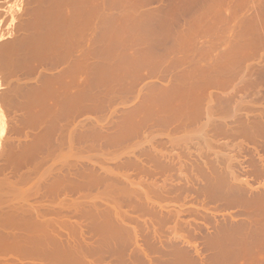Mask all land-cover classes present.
Instances as JSON below:
<instances>
[{
	"label": "rangeland",
	"instance_id": "1",
	"mask_svg": "<svg viewBox=\"0 0 264 264\" xmlns=\"http://www.w3.org/2000/svg\"><path fill=\"white\" fill-rule=\"evenodd\" d=\"M80 2L81 5H79ZM79 6L81 7L79 8ZM87 15L89 16V20ZM90 17H92V20ZM21 25L22 27L19 28ZM17 28L19 29L17 30ZM103 30H106V32H102ZM105 36L107 39H104ZM49 37L51 38L49 39ZM11 39L12 41H10ZM20 42L22 44H19ZM14 47L19 51L14 49ZM3 48L7 51L5 52ZM12 49L15 50V53H12ZM0 51L4 52H2L3 54L1 53L3 60L0 57V70L3 69L0 71V93L2 92L0 95V156L5 152L3 154L4 156L0 157V173H2V175L0 174V187L3 185L5 190H1L2 192H0L2 196L0 197L1 202L2 199L5 201V205L0 202L3 207L8 205L7 207L9 208V206L12 207L14 204L19 202L21 204L23 202V205L26 203L32 206L34 205L35 207L46 206L45 208H47L48 206L62 205L63 203H67L66 205H68L77 201L87 207L85 208L87 213H92L90 211L92 209L93 213L97 215L99 214L98 211H104L106 207L115 212L113 214L111 213L113 216L111 215L112 218L110 219L108 218L109 216H106L104 221L98 218L102 221H98L99 223L101 222L100 224L104 222L105 225L106 223V229L109 224V229L111 228L109 232L111 234H113L112 231L114 229L115 232L113 235H116L115 237L107 234L106 229L103 231L105 234L102 232L100 234L99 232L103 229H98L96 226L99 224L97 223L94 227L91 225L95 224L90 223L92 216H89L91 217L90 220L87 217V223L86 221H82L86 227V230L85 228L83 229V235L80 232L72 238L73 234H69L67 228L66 231L62 232L66 242L63 241L65 243L70 241V245L75 248H72V257H74V260L76 259V264L78 262L80 264H83V262L86 264H264V221H262L264 220V214L261 215L259 212L260 208H257L261 206V209L264 210V0H0ZM20 51L23 52L20 53ZM8 53H11V55ZM6 54L10 56L8 57L9 59L14 56L12 57L13 60L10 61L7 59ZM38 55L44 61L40 58L41 62L37 63L38 60L36 57H39ZM49 58H51V62ZM103 66H106L107 69L105 67L104 69ZM109 67L111 70L108 69ZM90 69L92 70L90 71ZM13 70L15 72L17 71V73ZM60 76H64L62 77V84L63 81H68L72 86L68 83L69 87L67 89L63 87L61 81L55 79V77ZM74 78L77 79L75 80ZM54 83L55 85H53ZM14 84V87L17 86L16 90H14ZM36 86L39 87L38 90ZM70 86L72 90H70ZM18 87H23L22 90L20 88L22 93ZM48 88L50 91L54 90V92L51 91L52 93L50 92V94ZM65 90L68 91V94L70 93L69 98L71 99L69 101L67 100L70 103L65 101L67 104L63 103V105L61 101L64 100L63 97H66ZM11 93L15 94L18 100L14 99L16 98L15 96L13 98V95H9ZM17 93L23 94L22 97L24 99L21 96L18 97L20 94ZM56 93V97L58 96L60 98L57 97L60 102L57 99H55L56 101L54 100L56 97L52 94ZM2 94L5 97L7 95L6 100L3 99ZM41 94H46L48 100L44 96L43 99L46 98V100L42 101ZM9 96H12L10 97L11 99H8ZM34 96H39L42 100H38V97V102ZM31 97H34L39 104L34 101V105V98L32 99ZM51 97H54L52 98L53 100ZM85 97H87V101ZM84 100L86 105L84 104ZM94 100L95 102H93ZM40 101H42L41 105ZM53 102H57L56 105ZM66 105L71 107L68 109H72V112L70 111L65 114L67 107L65 108L64 106ZM83 105L86 106L87 111ZM92 105L95 107L98 106L97 109ZM140 105L143 109H141ZM87 107L90 109L88 110ZM136 107L138 110L140 108V113L138 110L135 112ZM63 109H66L64 112L66 116L62 113L65 119L61 116V121L57 119L59 120L58 122L56 118H59L58 116ZM191 110L195 111L194 113H198L194 114ZM38 112L40 115L42 114V119L40 118L41 122H39V118H33ZM128 113L130 119L132 118L131 120L127 116ZM163 114L166 115L163 116ZM40 115L38 114V117ZM54 115L57 117L55 118ZM132 115L135 116L133 117ZM174 115L177 116L175 117ZM143 116L144 118L148 116V118L146 117L148 120L146 118V120L142 119L145 120L144 122L147 121V123L142 124V126L137 128H140V130L135 132L137 129H132V127H135V123L140 122L139 119L141 120ZM20 117L21 119H18ZM53 117L57 123H54ZM22 119H24V122H21ZM34 119L38 121L37 123L39 125L36 122L35 125L29 122ZM66 121L70 122L69 128L67 127L70 130V134L69 130H66L64 127ZM20 123L21 125L23 123V125L21 126ZM114 123H122L120 125L123 126L122 128L120 127L122 131L125 126L126 128L130 126L127 129L130 132L133 131L131 135L129 132L125 140H123V137L121 139L122 142L118 141L121 144L116 143V135L120 129H117V133V130H114L117 125L113 127L115 125ZM132 124L134 125L132 126ZM250 124L251 126L255 124L256 128L255 125L251 127ZM57 125L58 130L65 132L58 131ZM106 126L109 127L108 131ZM12 127H15V131ZM16 127L19 130L22 129L21 133L17 135L15 132L20 131H17L18 129ZM117 128H119V125ZM123 133L125 132H120L121 135L118 134V136L120 135L119 137H121ZM108 136L110 140H108ZM36 137L38 138L35 139ZM64 137L69 138L70 140H66L73 144L71 145L70 142L66 144L62 142L63 140L61 139H65ZM6 139H8L7 142ZM38 139H40V142ZM111 139L113 140L111 141ZM114 139L116 140L114 141ZM53 140L54 142H52ZM66 140L65 142H67ZM36 142L37 144H34ZM62 143L64 144L62 145ZM38 144L42 146H38ZM33 145H36V147ZM28 147H31V150ZM48 147L50 148L48 149ZM8 148L11 150V154ZM3 149L4 151H2ZM21 149L24 151V154H22ZM35 150L37 151L35 152ZM6 151L9 154H6L8 153ZM53 151L56 153H52ZM49 152L52 154L50 155ZM15 154L26 156H23L24 160L21 159L22 156L20 158L23 160L22 162L26 161L25 164L21 160H17L18 158L14 160L13 157ZM153 155L156 157L160 156L157 158L159 160L161 159V162L163 159V162L172 164L173 167L170 165L169 171L157 173V175L153 174L155 175L153 178L152 175L140 174L138 169L132 165L141 161L142 165L147 166L146 168L150 166L154 169L156 163H152V160L150 161V156ZM11 158L15 161V164L11 161ZM16 161H19V163ZM61 165L63 166L61 167ZM150 167L148 169L152 170ZM19 168L20 173L18 172ZM116 168H119V170ZM197 169L198 171H196ZM108 170L109 172L113 171L112 173L116 172L122 177V180L128 177L127 180L129 181L126 182L129 183L127 185H130L131 188H134L135 184L137 183L138 185L141 181L144 184L147 183L143 186L147 187L148 191L149 186H151L149 185L150 183L152 185L160 184L159 186L167 184L169 188H165V195H161L163 199L154 198L156 196L147 191L149 193H147L148 196L150 195L152 200L150 199L149 201L145 198L147 200H144L145 205L142 200L145 196L141 200L137 198V201L143 202H141V205L146 206L148 204L146 206L147 208L142 207L140 202L135 201L136 199L134 197L132 199L130 198L132 201L128 200L132 194L127 193V191L124 192V195L122 194L120 196L122 199L116 198L115 193L113 195L109 192L111 186H113L112 188L118 187L116 184L114 186V183L113 185L110 184V179L105 180L104 184L106 187L102 184L103 182L96 181L99 184L94 185L95 180L98 179L99 181L100 179L101 181L100 176H103V174L105 176ZM95 173H97V179ZM104 176L103 179L106 178ZM26 177L27 179H25ZM234 177H236V180ZM62 180L64 181L62 182ZM90 180L92 183H90ZM222 180L224 181L222 182ZM78 183L83 184L84 188L79 189V191L76 190L75 192L77 194L72 193L69 185L73 184L75 186ZM204 183L206 184L204 185ZM56 185H59L60 188L58 187L56 189ZM232 186L236 189L234 190ZM9 187H14L12 189L13 191ZM54 187L55 193H52L53 202L52 196L48 195L47 192ZM240 187L241 189H239ZM40 188L42 191H40ZM47 188H49V191H47ZM119 188L120 190L122 189L121 186ZM229 188H231L232 194ZM8 189L9 191H7ZM105 190H108V193L111 195L105 192ZM11 191L14 193H11ZM56 192L60 194L57 195ZM9 193L13 199L8 196ZM227 193L229 194L228 197L230 196L235 202L232 201L230 204L229 201L232 199L227 202L224 200L228 199L227 196L225 197ZM258 193L261 195L259 196ZM46 194L48 197H45V200L44 196ZM124 196V199L130 201L127 204L126 200L123 199ZM254 196L258 200H255L256 198ZM250 198L252 202L249 203ZM133 200L136 202L135 206L139 204L141 209L146 208V211L147 209L148 211L151 210L152 212L149 213H152V216L139 208H137L139 212L137 213L135 208L138 205L135 207ZM244 200L247 202L242 203ZM15 201L16 203H13ZM253 201L258 202V204ZM149 203L151 204L149 205ZM131 204L134 208H129ZM101 206L104 210L101 209ZM149 206L150 208H148ZM246 207L247 209L250 208V210L248 209L247 211ZM1 208L2 206H0V210ZM155 210L158 218L155 215ZM263 210H261L262 213L264 212ZM116 211L119 212H117V217L115 216ZM256 211L262 216L261 219L258 216L259 214H255ZM104 212L106 213V210ZM67 213L69 212L65 214ZM72 213H69V215ZM133 213L134 215H132ZM96 215L94 219L98 220ZM125 215L128 217V220L131 218L130 221L123 220L127 219ZM73 216L69 217L73 221H78L77 217L75 215ZM113 217L116 219L119 218L120 221ZM56 218L58 217L56 216ZM256 218L262 222H259ZM111 219L115 220L113 224L115 223L114 225L117 228L120 227L118 228L117 234H115L117 229L114 228L113 224H111L112 227L110 226V222L112 223L113 221ZM95 220L92 221L94 222ZM131 220L132 223H130ZM121 223L123 228L125 227V229H122L123 231L120 230L122 225L120 226L119 224ZM134 227H136V231ZM87 228H89V232ZM130 228H133V230L130 231ZM1 230H3L1 231L3 233L5 231L6 233L8 231L9 233L12 232V229L7 231V229L2 228ZM125 230H129L131 234H128L129 231L124 232ZM83 236L86 240L83 239ZM65 243L64 245H67ZM55 246L57 247L58 245ZM56 250H60L59 246ZM19 260H23V262L21 261L22 264L45 263V261L43 262L40 259L33 260L25 258Z\"/></svg>",
	"mask_w": 264,
	"mask_h": 264
},
{
	"label": "bare ground",
	"instance_id": "2",
	"mask_svg": "<svg viewBox=\"0 0 264 264\" xmlns=\"http://www.w3.org/2000/svg\"><path fill=\"white\" fill-rule=\"evenodd\" d=\"M74 1V0H73ZM79 1V0H78ZM76 3H77V1H76ZM75 3V4H76ZM82 3H84V2H82ZM79 4V3H78ZM79 5H81V2H80V4ZM84 5V4H83ZM78 6V5H77ZM75 7V6H74ZM81 6H79V8H80ZM73 8V7H72ZM78 8V9H79ZM74 9V8H73ZM77 10V9H76ZM78 12V11H77ZM84 12V11H83ZM2 13V12H1ZM39 13V12H38ZM79 13V12H78ZM81 13H82V10H81ZM88 13V12H87ZM74 14H76V13H74ZM39 15V14H38ZM41 15V14H40ZM89 15V14H88ZM87 15V16H88ZM78 16H80L79 14H78ZM42 17V16H41ZM94 17V16H93ZM107 17V16H106ZM40 18V17H39ZM73 18V17H72ZM82 18V17H81ZM87 18V17H86ZM91 18V20H92V17H90ZM21 19V18H20ZM23 19V18H22ZM108 19V18H107ZM17 20H19V19H17ZM88 20H89V16H88ZM126 20V19H125ZM60 21V20H59ZM79 21H81V20H79ZM84 21V20H83ZM83 21H82V23H83ZM14 22V21H13ZM20 22V21H19ZM24 22V21H23ZM41 22V21H40ZM75 22V21H74ZM73 22V23H74ZM77 22V21H76ZM88 22V21H87ZM115 22V21H114ZM122 22H123V20H122ZM15 23V22H14ZM60 23V22H59ZM67 23V22H66ZM90 23V22H89ZM111 23V22H110ZM24 24V23H23ZM112 24V23H111ZM123 24H125V23H123ZM39 25V24H38ZM75 25H77V24H75ZM80 25V24H79ZM88 25V24H87ZM24 26V25H23ZM49 26V25H48ZM51 26V25H50ZM69 26V25H68ZM72 26V25H71ZM70 26V27H71ZM91 26V25H90ZM101 26V25H100ZM127 26V25H126ZM20 27H22V25L21 26H19V28ZM45 27V26H44ZM61 27V26H60ZM59 27V28H60ZM77 27V26H76ZM87 27V26H86ZM19 28H17V30L19 29ZM24 28V27H23ZM22 28V29H23ZM82 28V27H81ZM100 28V27H99ZM115 28V27H114ZM126 28H128V27H126ZM21 29V30H22ZM56 29V28H55ZM62 29V28H61ZM70 29V28H69ZM76 29V28H75ZM102 29V28H101ZM112 29H113V27H112ZM51 31V30H50ZM61 31V30H60ZM66 31V30H65ZM64 31V32H65ZM106 32V30H103L102 32ZM111 31V30H110ZM123 31V30H122ZM19 32V31H18ZM39 32V31H38ZM55 32H57V31H55ZM54 32V33H55ZM63 32V31H62ZM119 32H120V30H119ZM241 32V31H240ZM43 33V32H42ZM47 33V32H46ZM52 33V32H51ZM66 33V32H65ZM65 33H63V34H65ZM71 33V32H70ZM101 33V32H100ZM58 34H59V32H58ZM61 34V33H60ZM84 34H86V33H84ZM192 34V33H191ZM241 34V33H240ZM240 34H238V35H240ZM19 35V34H18ZM62 35V34H61ZM83 35V34H82ZM100 35V34H99ZM118 35V34H117ZM116 35V36H117ZM43 36V35H42ZM50 36V35H49ZM51 36H52V34H51ZM107 36V35H106ZM105 36V38L104 39H107V37ZM21 37V36H20ZM23 37V36H22ZM48 37V36H47ZM68 37H70V36H68ZM67 37V38H68ZM96 37V36H95ZM24 38V37H23ZM51 37H49V39H50ZM54 38V37H53ZM101 38V37H100ZM124 38V37H123ZM63 39V38H62ZM94 39V38H93ZM96 39V38H95ZM98 39V38H97ZM16 40V39H15ZM25 40V39H24ZM68 40V39H67ZM66 40V41H67ZM121 40V39H120ZM248 40V39H247ZM7 41V40H6ZM10 41H12V39L10 40ZM19 41H20V39H19ZM22 41V40H21ZM100 41H102V40H100ZM107 41V40H106ZM237 41V40H236ZM13 42H14V40H13ZM16 42H17V40H16ZM15 42V43H16ZM74 42V41H73ZM77 42V41H76ZM82 42V41H81ZM246 42V41H245ZM252 42V41H251ZM8 43H10V42H8ZM37 43H38V41H37ZM64 43V42H63ZM75 43V42H74ZM91 43H93V42H91ZM94 43H95V41H94ZM104 43V42H103ZM126 43V42H125ZM132 43V42H131ZM239 43V42H238ZM255 43V42H254ZM2 44V43H1ZM17 44V43H16ZM19 44H22L21 42L19 43ZM18 44V45H19ZM25 44V43H24ZM23 44V45H24ZM36 44V43H35ZM39 44V43H38ZM96 44H98V43H96ZM105 44V43H104ZM111 44V43H110ZM251 44V43H250ZM101 45V44H100ZM124 45V44H123ZM233 45V44H232ZM241 45V44H240ZM8 46V45H7ZM11 46V45H10ZM25 46V45H24ZM30 46H32V45H30ZM111 46V45H110ZM9 47V46H8ZM8 47H7V49H8ZM12 47V46H11ZM42 47H43V45H42ZM57 47V46H56ZM63 47H65L64 45H63ZM73 47V46H72ZM120 47V46H119ZM133 47V46H132ZM131 47V48H132ZM28 48V47H27ZM39 48V47H38ZM70 48H71V46H70ZM90 48H91V46H90ZM99 48V47H98ZM4 49V48H3ZM2 49V50H3ZM11 49V48H10ZM14 49H16L15 47H14ZM14 49H12L13 50V52L12 53H15L14 51ZM29 49H31L30 47H29ZM67 49V48H66ZM66 49H65V51H66ZM117 49V48H116ZM240 49V48H239ZM243 49V48H242ZM5 50V52L7 51L6 49H4ZM16 50H18V49H16ZM48 50V49H47ZM52 50V49H51ZM71 50V49H70ZM93 50H95V49H93ZM97 50V49H96ZM100 50V49H99ZM108 50H110V49H108ZM112 50V49H111ZM124 50V49H123ZM19 51V50H18ZM38 51V50H37ZM89 51V50H88ZM98 51V50H97ZM96 51V52H97ZM102 51V50H101ZM101 51H100V53H101ZM3 52V51H2ZM1 51H0V57H1V55L4 53H2ZM9 52V51H8ZM11 52V51H10ZM21 52H23V51H20V53ZM27 52V51H26ZM56 52V51H55ZM84 52V51H83ZM2 53V54H1ZM19 53V52H18ZM17 53V54H18ZM32 53V52H31ZM34 53V52H33ZM48 53V52H47ZM53 53H54V51H53ZM91 53V52H90ZM95 53V52H94ZM104 53V52H103ZM102 53V54H103ZM9 54V53H8ZM56 54V53H55ZM61 54V53H60ZM67 54V53H66ZM71 54V53H70ZM92 54V53H91ZM97 54V53H96ZM231 54V53H230ZM246 54V53H245ZM7 55V54H6ZM9 55H11V53L9 54ZM14 55V54H13ZM16 55V54H15ZM26 55V54H25ZM25 55H23V56H25ZM37 55V54H36ZM44 56H46L45 54H43ZM53 55V54H52ZM57 55V54H56ZM92 55H94V54H92ZM114 55V54H113ZM19 56H21L20 54H19ZM27 56V55H26ZM25 56V57H26ZM39 56V55H38ZM86 56H87V54H86ZM85 56V57H86ZM91 56V55H90ZM229 56V55H228ZM248 56V55H247ZM8 57H10V56H8L7 55V59H9ZM12 57H14V56H12ZM10 58L9 60L11 61V60H13V58ZM52 57V56H51ZM61 57V56H60ZM65 57H66V55H65ZM81 57V56H80ZM96 57V56H95ZM99 57V56H98ZM101 57V56H100ZM106 57V56H105ZM3 58H5V57H3ZM17 58V57H16ZM20 58H22V57H20ZM37 58V60H38V62L37 63H40L41 62V56H39V57H36ZM39 58V59H38ZM41 58V59H40ZM54 58V57H53ZM89 58V57H88ZM23 59H24V57H23ZM74 59V58H73ZM84 59V58H83ZM1 60H3L2 59V57H1ZM8 60V61H9ZM16 60H18V59H16ZM43 60V59H42ZM49 60H50V62L52 61L51 60V58H49ZM62 60H64V59H62ZM87 60V59H86ZM112 60V59H111ZM114 60V59H113ZM6 61V60H5ZM4 61V62H5ZM7 61V62H8ZM9 61V62H10ZM32 61H33V59H32ZM44 61V60H43ZM47 61H48V59H47ZM78 61V60H77ZM6 62V63H7ZM9 62L7 63L8 65H9ZM13 62V61H12ZM15 62H17V61H15ZM20 62H21V60H20ZM26 62V61H25ZM85 62V61H84ZM109 62V61H108ZM3 63V62H2ZM6 63H5V65H6ZM43 63V62H42ZM41 63V64H42ZM72 63V62H71ZM139 63H141V62H139ZM237 63H238V61H237ZM240 63V62H239ZM23 64V63H22ZM28 64V63H27ZM32 64V63H31ZM56 64H57V62H56ZM55 64V65H56ZM61 64V63H60ZM59 64V65H60ZM67 64V63H66ZM73 64V63H72ZM75 64H76V62H75ZM79 64V63H78ZM2 66H3V64H1ZM4 65V66H5ZM17 65H18V63H17ZM24 65H25V63H24ZM29 65V64H28ZM39 65V64H38ZM85 65V64H84ZM83 65V66H84ZM96 65V64H95ZM104 65V64H103ZM106 65V64H105ZM110 65V64H109ZM20 67H21V65H19ZM33 66H34V64H33ZM76 66V65H75ZM100 66V65H99ZM102 66V65H101ZM17 67V66H16ZM26 67V66H25ZM39 67V66H38ZM51 67V66H50ZM93 67V66H92ZM106 68V66H103V68ZM115 67V66H114ZM10 68H11V66H10ZM13 69H16L15 67H12ZM24 68V67H23ZM31 68V67H30ZM37 68V67H36ZM69 68V67H68ZM102 68V69H103ZM104 68V69H105ZM2 69V68H1ZM38 69V68H37ZM41 69V68H40ZM95 70H96V68H94ZM93 69V70H94ZM101 69V70H102ZM107 69V68H106ZM108 69H110V67L108 68ZM113 69V68H112ZM3 70V69H2ZM2 70H0V71H2ZM8 70V69H7ZM66 70V69H65ZM88 70H89V68H88ZM92 69H90V71H91ZM99 70V69H98ZM111 70V69H110ZM109 70V71H110ZM14 72H15V70H13ZM74 71V70H73ZM84 71V70H83ZM103 71V70H102ZM21 72V71H20ZM20 72H18V73H20ZM31 72H32V70H31ZM31 72H30V74H31ZM36 72V71H35ZM69 72V71H68ZM67 72V73H68ZM93 72H95V71H93ZM96 72H98V71H96ZM5 73H6V71H5ZM4 73V74H5ZM11 73H12V71H11ZM15 73H17V71L15 72ZM66 73V74H67ZM88 73V72H87ZM92 73V72H91ZM7 74V73H6ZM10 74V73H9ZM22 74V73H21ZM34 74V73H33ZM43 74V73H42ZM69 74V73H68ZM72 74V73H71ZM76 74V73H75ZM96 74V73H95ZM94 74V75H95ZM8 75V74H7ZM89 75H92V74H89ZM12 76H14V75H12ZM48 76V75H47ZM65 76V75H64ZM64 76H60V77H55V79H57V81H58V79L61 81V85L63 86V87H65L66 89L69 87V84H70V82H68V81H63V84H62V77H64ZM101 76V75H100ZM68 77V76H67ZM76 77V76H75ZM99 77V76H98ZM21 78V77H20ZM44 78V77H43ZM48 78V77H47ZM68 78H70V77H68ZM94 78V77H93ZM101 78V77H100ZM11 79V78H10ZM55 79H53V80H55ZM75 79V78H74ZM77 79V78H76ZM75 79V80H76ZM216 79H218V78H216ZM8 80V79H7ZM52 80V79H51ZM75 80H74V82H75ZM79 80V79H78ZM90 80V79H89ZM95 80V79H94ZM38 82H39V80H37ZM47 81V80H46ZM56 81V80H55ZM59 81V82H60ZM227 81V80H226ZM18 82H20L19 80H18ZM49 82H52V81H49ZM58 82V83H59ZM215 82H217V81H215ZM44 83V82H43ZM69 83V84H68ZM93 83V82H92ZM197 83V82H196ZM229 83V82H228ZM24 84V83H23ZM51 84V83H50ZM88 84V83H87ZM210 84V83H209ZM220 84H222V83H220ZM226 84H227V82H226ZM3 86H5L4 84H2ZM8 85V84H7ZM25 85H27V84H25ZM48 85V84H47ZM53 85H55V83L53 84ZM60 85V86H61ZM71 85V84H70ZM85 85V84H84ZM134 85V84H133ZM223 85V84H222ZM15 86V84L13 85V87ZM20 86H21V84H20ZM59 86V87H60ZM72 86V85H71ZM70 86V87H71ZM89 86V85H88ZM48 87V86H47ZM52 88H53V86H51ZM56 87V86H55ZM83 87V86H82ZM175 87V86H174ZM16 88H17V86L16 87H14V90H16ZM19 88V90H20V88H21V90H22V88L23 87H18ZM31 88V87H30ZM32 88H34V87H32ZM38 88L39 87H37L36 86V89L38 90ZM41 88V87H40ZM73 88H74V86H73ZM80 88V87H79ZM6 90H7V88H6ZM9 90H10V88H9ZM14 90H13V92H14ZM18 90V91H19ZM20 90V91H21ZM26 90H27V88H26ZM25 90V91H26ZM48 90H49V88H48ZM63 90H64V88H63ZM70 90H72V87L70 88ZM69 90V91H70ZM127 90H128V88H127ZM166 90H167V88H166ZM45 91H47V90H45ZM52 92H54V90H51ZM50 90H49V93L51 92ZM66 91V90H65ZM107 91H110V90H107ZM4 92V91H3ZM8 92V91H7ZM17 92V91H16ZM16 92H15V94H16ZM51 92V93H52ZM58 92V91H57ZM85 92V91H84ZM86 92H87V88H86ZM128 92V91H127ZM2 93V92H1ZM1 93H0V95H1ZM5 94H6V92H4ZM21 93H22V91H21ZM31 93V92H30ZM48 93V92H47ZM49 93H48V95H49ZM50 93V94H51ZM59 93H60V91H59ZM58 93V95L60 96V94ZM62 93V92H61ZM65 93V92H64ZM72 93V92H71ZM90 93V92H89ZM88 93V94H89ZM193 93V92H192ZM15 94H13V93H11V94H9V95H13V98H14V96L16 97V95ZM17 94H20V93H17ZM32 94V93H31ZM38 95H40L39 93H37ZM70 94V93H69ZM68 94V91H66V93H65V95H66V97H63V101H61L62 102V104L63 103H66L67 102V100L69 101V99H71V98H69V95ZM87 94V93H86ZM91 94V93H90ZM7 95H8V93H7ZM7 95H6V97H5V95L3 96V94H2V96L4 97L3 99H5L6 100V98H7ZM22 95L23 94H20L18 97H22ZM35 95H36V92H35ZM54 97H56V95H57V93L56 94H52ZM64 95V96H65ZM78 95H80V94H78ZM196 95V94H195ZM41 98L43 99V97L45 96L46 97V94L45 95H42L41 94ZM90 96V95H89ZM10 97H12V96H9V98L8 99H11ZM27 98H28V96H26ZM34 97H36V96H34ZM34 97H31L32 99L34 98ZM39 96H37L36 97V100H37V98H38ZM54 97H51V99L52 98H54ZM58 97V96H57ZM57 97L56 98H54V100L55 99H57ZM61 97H62V94H61ZM72 97V96H71ZM83 97V96H82ZM92 97V96H91ZM110 97V96H109ZM205 97V96H204ZM1 98V97H0ZM23 99H24V97H22ZM30 98V97H29ZM40 97L38 98V100H42ZM47 98V100H48V96L46 97ZM46 98L45 99H43L42 101H44V100H46ZM59 98V97H58ZM73 98V97H72ZM77 99H78V97H76ZM75 98V99H76ZM89 98V97H88ZM200 98V97H199ZM208 98V97H207ZM14 99H16V100H18V98L16 97V98H14ZM60 99V98H59ZM59 99H57V100H59ZM87 99V97H85V100ZM107 99V98H106ZM114 99V98H113ZM150 99V98H149ZM198 99V98H197ZM2 100V99H1ZM35 100V98L33 99V102L34 101H36ZM37 100V101H38ZM49 100H50V98H49ZM53 100V99H52ZM51 100V101H52ZM80 100V99H79ZM83 100V99H82ZM85 100H84V102H85ZM199 100V99H198ZM197 100V101H198ZM204 100V99H203ZM230 100V99H229ZM12 101H13V99H12ZM15 101V100H14ZM21 101V100H20ZM19 101V102H20ZM28 101V100H27ZM30 101V100H29ZM36 101V102H37ZM42 101H40V105H41V102ZM56 101V100H55ZM66 101V102H65ZM76 101V100H75ZM87 101V100H86ZM112 101V100H111ZM144 101V100H143ZM202 101V100H201ZM3 102V101H2ZM1 102V103H2ZM15 102H17V101H15ZM18 102V103H19ZM26 102V101H25ZM39 102V101H38ZM37 102V103H38ZM59 102H60V100H59ZM83 102V103H84ZM93 102H95V100L93 101ZM98 102V101H97ZM108 102V101H107ZM230 102V101H229ZM7 103H8V101H7ZM12 103V102H11ZM14 103V102H13ZM17 103V104H18ZM37 103H36V105H37ZM54 103V102H53ZM57 103V102H56ZM56 103H54L55 105H56ZM67 103H70V102H67ZM66 103V104H67ZM80 103H82V102H80ZM110 103V102H109ZM141 103V102H140ZM219 103V102H218ZM3 104V103H2ZM16 104V105H17ZM22 104V103H21ZM39 104V103H38ZM61 104V105H62ZM85 105H86V102L84 103ZM95 104V103H94ZM98 104H99V102H98ZM143 104V103H142ZM141 104V105H142ZM193 104V103H192ZM5 105H6V103H5ZM34 105H35V102H34ZM60 105V106H61ZM64 105V104H63ZM62 105V106H63ZM79 106H80V104H78ZM140 105V106H141ZM153 105V104H152ZM196 105V104H195ZM223 105H225V104H223ZM19 106H21V105H19ZM43 106V105H42ZM48 106V105H47ZM69 105H66V106H64L66 109H63L62 111H61V114H59V118H56L57 116H55L54 115V117L56 118V120L57 119H59L60 121H61V116H63V114H64V112H65V110H66V112H65V114L66 113H68V112H70L72 109H68V108H71V107H68ZM84 106V105H83ZM93 106V105H92ZM143 106H144V104H143ZM15 107V106H14ZM63 107V108H64ZM81 107H82V105H81ZM85 107V110H86V106H84ZM83 107V108H84ZM93 107H95V106H93ZM97 107L98 106H96L95 108L97 109ZM139 107V106H138ZM188 107V106H187ZM189 107H191L190 105H189ZM4 108V107H3ZM7 108V107H6ZM9 108V107H8ZM22 108H23V106H22ZM32 108V107H31ZM36 108H37V106H36ZM83 108H82V110H83ZM90 108H92L91 106H90ZM89 108V109H90ZM94 108V109H95ZM146 108H147V106H146ZM186 108V107H185ZM184 108V109H185ZM192 108V107H191ZM202 108V107H201ZM211 109H212V107H210ZM10 109V108H9ZM19 109V108H18ZM48 109V108H47ZM79 109V108H78ZM87 109H88V107H87ZM88 109V110H89ZM99 109V108H98ZM131 109V108H130ZM136 109V110H135ZM134 110H135V112H137V110H138V108L136 107ZM141 109H143L142 108V106H141ZM145 109V108H144ZM162 109V108H161ZM164 109V108H163ZM193 109H194V107H193ZM192 109V110H193ZM197 109H198V105H197ZM196 109V110H197ZM20 110H21V108H20ZM42 110V109H41ZM61 110V109H60ZM59 110V111H60ZM147 110V109H146ZM149 110V109H148ZM151 110H153V109H151ZM150 110V111H151ZM165 110V109H164ZM191 110V111H192ZM221 110H222V108H221ZM9 111V110H8ZM7 111V112H8ZM13 111V110H12ZM17 111V110H16ZM29 111V110H28ZM31 111V110H30ZM54 111H56V110H54ZM87 111V110H86ZM96 111V110H95ZM100 111V110H99ZM140 108H139V110H138V112L140 113ZM155 111V110H154ZM166 111V110H165ZM170 111V110H169ZM201 111V110H200ZM33 112V111H32ZM72 112V111H71ZM74 112H76V111H74ZM93 112H94V110H93ZM131 112H132V110H131ZM134 112V111H133ZM134 112V113H135ZM147 112V111H146ZM161 112V111H160ZM180 112V111H179ZM193 113L195 112V111H192ZM210 112V111H209ZM11 113V112H10ZM24 113V112H23ZM51 113V112H50ZM56 113H57V111H56ZM55 113V114H56ZM63 113V114H62ZM83 113V112H82ZM125 113V112H124ZM123 113V114H124ZM164 113V112H163ZM168 113V112H167ZM175 113V112H174ZM192 113V114H193ZM196 113H198V112H196ZM196 113H194V114H196ZM13 114V113H12ZM38 114L40 115V113L38 112V113H36L35 115H37V116H33V118H35L36 119V117H37V119L39 118V120H40V118L42 119V114L40 115V117H38ZM64 114V116H66ZM78 114V113H77ZM130 114H132V113H130ZM158 114H160V113H158ZM15 115V114H14ZM30 115V114H29ZM32 115V114H31ZM72 115V114H71ZM136 115V114H135ZM134 115V116H135ZM138 115V114H137ZM144 115V114H143ZM164 115H166V114H163V116ZM168 115V114H167ZM173 115V114H172ZM171 115V116H172ZM199 115V114H198ZM204 115V114H203ZM206 115V114H205ZM9 116V115H8ZM26 116V115H25ZM43 116H45V115H43ZM63 116V117H64ZM125 116V115H124ZM127 116H129V113H128V115ZM133 116V115H132ZM133 116V117H134ZM139 116V115H138ZM150 116V115H149ZM160 116H161V114H160ZM175 116V115H174ZM177 116V115H176ZM175 116V117H176ZM192 116H194V115H192ZM31 117V116H30ZM53 117V119H54V123H57V122H55L56 120H55V118ZM68 117V116H67ZM148 118V116H145V118ZM152 117V116H151ZM259 117V116H258ZM29 118V117H28ZM50 118V117H49ZM69 118V117H68ZM139 118V117H138ZM144 118V116H143V118H141V120L142 119H145ZM146 118V119H147ZM178 118V117H177ZM259 118H261V117H259ZM17 119V118H16ZM18 119H21V117L20 118H18ZM17 119V120H18ZM32 119V118H31ZM35 119L33 120V121H29V122H31V124H34L35 125V122H36V124L37 125H39V123H37L38 121L36 120L35 121ZM64 119H65V117H64ZM118 119V118H117ZM120 119V118H119ZM126 119V118H125ZM128 119V118H127ZM132 119V118H131ZM130 119V116H129V120H131ZM135 119H137L136 117H135ZM145 119V120H146ZM152 119V118H151ZM196 119V118H195ZM8 120V119H7ZM23 120V121H22ZM21 120V122H24V119H22ZM46 120V119H45ZM52 120V119H51ZM50 120V121H51ZM59 120H57L58 122H59ZM140 119H139V121L140 122H137V123H135V125L134 124H132V126L134 125L135 127H132V129H137L138 127H140V126H142V124L144 125V123H147V121L146 122H144L145 120H142L141 121ZM148 120V119H147ZM153 120V119H152ZM163 120V119H162ZM165 120V119H164ZM168 120V119H167ZM170 120V119H169ZM172 120V119H171ZM199 120V119H198ZM257 120V119H256ZM43 121V120H42ZM47 121V120H46ZM50 121H48V123L49 124H51L50 123ZM67 121H68V119H67ZM66 121V123L64 124V127H65V129L67 130L69 127V123L70 122H67ZM70 121V120H69ZM120 121V120H119ZM124 121V120H123ZM123 121H121V122H123ZM254 121V120H253ZM258 121V120H257ZM8 122V121H7ZM19 122V121H18ZM28 122V121H27ZM26 122V123H27ZM39 122H41V120L39 121ZM52 122H53V120H52ZM125 122H126V120H125ZM125 122H124V124H125ZM158 123H159V121H157ZM64 123V122H63ZM189 123V122H188ZM257 123V122H256ZM29 124V123H28ZM31 124H30V126H31ZM115 124V123H114ZM122 124V123H121ZM121 124H115L113 127H115L116 125H117V127H118V125H119V128H115L114 130L116 131L117 129H120V127L122 128L123 126H120ZM155 124V123H154ZM159 124H161V123H159ZM246 124V123H245ZM0 125H1V123H0ZM20 125H21V123H20ZM22 125H23V123H22ZM21 125V126H22ZM26 125V124H25ZM153 125V124H152ZM157 125V124H156ZM182 125V124H181ZM215 125V124H214ZM226 125V124H225ZM255 125V124H254ZM253 125V126H254ZM20 126V127H21ZM42 126V125H41ZM40 126V127H41ZM71 126V125H70ZM86 126H87V124H86ZM108 126H110V125H108ZM125 126V125H124ZM250 126H251V124H250ZM249 126V127H250ZM253 126H251V127H253ZM54 127H56V126H54ZM68 127V128H67ZM107 127V126H106ZM129 128H130V126H128ZM127 127V128H128ZM179 127V126H178ZM227 127V126H226ZM230 127V126H229ZM244 127V126H243ZM247 127V126H246ZM245 127V128H246ZM250 127V128H251ZM12 128H14V131H15V127H12ZM24 128V127H23ZM29 128V127H28ZM93 128V127H92ZM112 128V127H111ZM126 128V126H125V128L123 129V131H122V129H120L119 130V133H118V130H117V133L118 134H120V132L122 133V132H125V133H123L122 134V136L121 137H119L118 136V134L117 133H115V134H117L116 136H117V140L116 139H114V141L116 140V143L118 142V141H121V139H123V137H124V139L123 140H125L126 139V136H128V134H129V129H127ZM228 128V127H227ZM237 128H240V127H237ZM248 128V127H247ZM255 128H256V125H255ZM258 128V127H257ZM262 128V127H261ZM260 128V129H261ZM9 129V128H8ZM16 129H18L17 131H20V132H15L16 133V135L17 134H19V133H21V131H22V129L21 130H19V128L18 127H16ZM48 129H49V127H48ZM50 129H55V128H50ZM71 129V128H70ZM95 129V128H94ZM103 129V128H102ZM132 129H130V130H132ZM219 129V128H218ZM254 129V128H253ZM253 129H251V130H253ZM259 129V130H260ZM263 129V128H262ZM26 130V129H25ZM30 130V129H29ZM32 130V129H31ZM47 130V129H46ZM57 130H58V125H57ZM63 130V129H62ZM69 130V129H68ZM74 130V129H73ZM72 130V131H73ZM101 130V129H100ZM99 130V131H100ZM109 130V127H107V131ZM138 130H140V128L139 129H137V130H135V132L136 131H138ZM221 130V129H220ZM235 130V129H234ZM246 130V129H245ZM249 130V129H248ZM255 130V129H254ZM58 131H60V130H58ZM112 131H113V129H112ZM264 131V130H263ZM10 132V131H9ZM23 132H25V131H23ZM33 132V131H32ZM60 132H63V131H60ZM65 132V131H64ZM63 132V133H64ZM110 132V131H109ZM108 132V133H109ZM114 132V131H113ZM131 132H133V131H131ZM131 132H130V135H131ZM255 132V131H254ZM14 133V132H13ZM57 133H59V132H57ZM68 133V132H67ZM79 133V132H78ZM231 133V132H230ZM244 133V132H243ZM253 133V132H252ZM262 133V132H261ZM6 134H7V132H6ZM9 134V133H8ZM50 134V133H49ZM69 134H70V130H69ZM97 134V133H96ZM96 134H95V136H96ZM112 134H114V133H112ZM241 134V133H240ZM255 134V133H254ZM47 135V134H46ZM51 135V134H50ZM90 135V134H89ZM32 136V135H31ZM38 136V135H37ZM68 136V135H67ZM76 136V135H75ZM82 136V135H81ZM91 136V135H90ZM239 136H241V135H239ZM7 137V136H6ZM30 137V136H29ZM35 137V136H34ZM51 137H52V135H51ZM70 137V136H69ZM109 137V136H108ZM5 138V137H4ZM20 138H22V137H20ZM38 137H36L35 139H37ZM55 138H56V136H55ZM65 139H61V140H63L62 142H64L65 144L66 143H69L68 142V140H66V139H69V138H67V137H64ZM103 138V137H102ZM112 138V137H111ZM128 138V137H127ZM133 138V137H132ZM131 138V139H132ZM253 138V137H252ZM19 139V138H18ZM51 139V138H50ZM58 139V138H57ZM72 139V138H71ZM84 139V138H83ZM95 139V138H94ZM97 139V138H96ZM31 140V139H30ZM39 140V142H40V139H38ZM42 140V139H41ZM65 140L67 141V142H65ZM70 140V139H69ZM108 140H110V137H109V139ZM107 140V141H108ZM113 139H111V141H112ZM3 141H5V140H3ZM8 141V139H6V142ZM10 141H14V140H10ZM19 141V140H18ZM22 141V140H21ZM45 141H47V140H45ZM48 141H51V140H48ZM58 141V140H57ZM74 141V140H73ZM101 141V140H100ZM6 142H4V143H6ZM20 142V141H19ZM19 142H18V144H19ZM41 142H43V141H41ZM52 142H54V140L52 141ZM61 142V141H60ZM106 142V141H105ZM109 142V141H108ZM122 142V141H121ZM12 143V142H11ZM15 143V142H14ZM23 143V142H22ZM64 143H62V145L64 144ZM71 143V142H70ZM109 143H111V142H109ZM118 143H120V142H118ZM3 144V143H2ZM8 144V143H7ZM21 144V143H20ZM33 144V143H32ZM34 144H37V142L36 143H34ZM59 144V143H58ZM73 143H71V145H72ZM105 144V143H104ZM107 144V143H106ZM121 144V143H120ZM144 144V143H143ZM147 144V143H146ZM152 144V143H151ZM16 145V144H15ZM41 145V144H40ZM39 144H38V146H40ZM54 145V144H53ZM115 145H117V144H115ZM150 145V144H149ZM5 146V145H4ZM33 146H35L36 147V145H33ZM32 146V147H33ZM38 146H37V148H38ZM42 146V145H41ZM43 146H45V145H43ZM112 146H113V144H112ZM140 146V145H139ZM146 146V145H145ZM22 147V146H21ZM54 147V146H53ZM57 147V146H56ZM68 147V146H67ZM143 147V146H142ZM2 148V147H1ZM7 148V147H6ZM6 148H4V149H6ZM13 148V147H12ZM29 148V147H28ZM34 148V147H33ZM50 147H48V149H49ZM74 148V147H73ZM149 148V147H148ZM4 149L2 150V151H4ZM17 149V148H16ZM19 149V148H18ZM24 149V148H23ZM30 150H31V147L29 148ZM39 149H40V147H39ZM55 149H57V148H55ZM64 149V148H63ZM72 149V148H71ZM8 150H9V148H8ZM25 150H27V149H25ZM62 150V149H61ZM142 150H143V148H142ZM141 150V151H142ZM11 150H9V152H10ZM17 152H21L22 154H24V151L21 149V151H18V150H16ZM37 150H35V152H36ZM42 151V150H41ZM49 151H51V150H49ZM60 151V150H59ZM6 152H8V151H6ZM9 152L8 153H6V154H9ZM32 152V151H31ZM39 152V151H38ZM145 152V151H144ZM5 152H3L2 153V155L1 156H4L3 154H4ZM28 153V152H27ZM32 153H34V152H32ZM52 153H56V152H52ZM51 153V154H52ZM142 153V152H141ZM151 153V152H150ZM10 154H11V152H10ZM12 154H14V153H12ZM17 154H19V153H17ZM17 154H15L14 155V160H15V158L17 159V160H21V159H23V156L24 155H21L22 156V158H21V156H19V155H17ZM39 154V153H38ZM49 154H50V152H49ZM50 154V155H51ZM147 154H148V151H147ZM25 155H26V153H25ZM40 155H41V153H40ZM151 155H152V153H151ZM156 155V154H155ZM0 156V157H1ZM29 156V155H28ZM34 156H35V154H34ZM45 156V155H44ZM53 156V155H52ZM9 157H10V155H9ZM8 157V158H9ZM11 157H12V155H11ZM24 157H26V156H24ZM51 157V156H50ZM55 157H56V155H55ZM54 157V158H55ZM147 157V156H146ZM158 157V156H157ZM156 156H150V161L152 160V163L154 162V163H156L155 164V168L154 169H152L150 166V169H152V170H149L148 168H146L145 167V165H142L141 163V161H138V162H136L135 164H132V165H134L135 166V168H137L138 169V171H139V173L140 174H145V175H152L153 176V178H154V176L155 175H153V174H156L157 175V173H164L165 171H169L170 170V165H172V164H167V163H165V162H163V159H162V162L157 158ZM162 157V156H161ZM21 158V159H20ZM54 158H52V159H54ZM165 158H167V157H165ZM165 158H164V160H165ZM7 159V158H6ZM12 159V158H11ZM30 159V158H29ZM32 159V158H31ZM42 159V158H41ZM51 159V160H52ZM2 160V159H1ZM24 160V159H23ZM23 160H21V162L23 161ZM11 161H13V159L11 160ZM19 161H16V162H18L19 163ZM37 161V160H36ZM68 161V160H67ZM116 161V160H115ZM169 161V160H168ZM171 161V160H170ZM8 162V161H7ZM14 162V164H15V161H13ZM20 162V163H21ZM26 162V161H25ZM25 162H22L23 164H25ZM32 162H33V160H32ZM47 162V161H46ZM21 163V164H22ZM34 164V163H33ZM41 164V163H40ZM40 164H38V165H40ZM42 164H43V162H42ZM64 164H66V163H64ZM0 165H1V163H0ZM7 165V164H6ZM36 165V164H35ZM44 165V164H43ZM57 165V164H56ZM69 165V164H68ZM72 165V164H71ZM199 165V164H198ZM17 166H18V164H17ZM16 166V167H17ZM23 166V165H22ZM48 166V165H47ZM63 165H61V167H62ZM118 166V165H117ZM205 166V165H204ZM14 167V166H13ZM13 167H12V169H13ZM19 167H21V165H19ZM29 167H30V165H29ZM82 167V166H81ZM171 167H173V165L171 166ZM199 167V166H198ZM2 168V167H1ZM11 168V167H10ZM15 168V167H14ZM18 168V167H17ZM36 168V167H35ZM34 168V169H35ZM38 168V167H37ZM44 168V167H43ZM51 168V167H50ZM73 168V167H72ZM217 168V167H216ZM11 169V170H12ZM16 169V168H15ZM25 169V168H24ZM57 169V168H56ZM101 169V168H100ZM111 169V168H110ZM116 169H118L119 170V168H116ZM169 169V170H168ZM172 169V168H171ZM17 170V169H16ZM33 170V169H32ZM37 170V169H36ZM41 170V169H40ZM43 170V169H42ZM49 170V169H48ZM66 170H68V169H66ZM78 170V169H77ZM175 170V169H174ZM182 170V169H181ZM1 171V170H0ZM4 171V170H3ZM20 171V168L18 169V172ZM31 171V170H30ZM37 171H39V170H37ZM53 171V170H52ZM74 171V170H73ZM93 171V170H92ZM116 171V170H115ZM131 171V170H130ZM196 171H198V169L196 170ZM220 171V170H219ZM8 172V171H7ZM16 172V171H15ZM35 172V171H34ZM51 172V171H50ZM54 172V171H53ZM58 172V171H57ZM65 172V171H64ZM113 171H111V172H109V170H108V172L106 173V175L104 176V174H103V176L104 177H106V178H104L103 179V176L101 175L100 176V178H101V181H100V179H99V181H98V179H97V173H95L96 174V179L97 180H95V183H94V185L95 184H99V183H96V181L97 182H103L102 184H104L105 183V180H107V179H110L111 180V182H110V180H109V182H110V184H112L113 185V183H114V186H115V184L116 185H118V187H114V188H112L113 186H111V185H109V186H111L109 189V192H111L113 195H115V197L117 198H120V199H122L120 196H122V194L124 195V192H126L127 191V193H129V194H132V196H130L129 197V199L128 200H131L132 199V197H134V199H136L135 201L136 202H140V205H141V202L142 201H137L138 199L137 198H139V200H141L142 198H143V196H145L142 200H143V202H144V200L145 201H147L146 199H148L149 201H150V199H151V197H150V195L148 196V194L150 193V194H153V195H155L156 197H154V198H161V199H163L162 197H161V195H165V190L167 189V188H169V187H167V184H163V185H161V186H159V185H156V184H154V185H152L151 183L149 184V185H151V186H149L150 188H149V191H148V189H147V187H145V186H143V185H146V184H144V182L142 183V181H141V183L139 182V184L137 185V183L135 184V187L134 188H131L130 187V185H127V184H129V183H127L126 181H129V180H127V175H128V173H127V175H126V177L127 178H123L124 180H122V177H120L116 172L115 173H112ZM176 172V171H175ZM20 173V172H19ZM31 173V172H30ZM42 173V172H41ZM89 173V172H88ZM104 173V172H103ZM167 173V172H166ZM194 173V172H193ZM254 173V172H253ZM257 173H259V172H257ZM1 175H2V173H0ZM23 174V173H22ZM33 174H36V173H33ZM49 174H51V173H49ZM53 174V173H52ZM75 174H76V172H75ZM197 174V173H196ZM216 174V173H215ZM0 175V176H1ZM4 175V174H3ZM18 175V174H17ZM21 175V174H20ZM27 175V174H26ZM60 175V174H59ZM86 175V174H85ZM100 175V174H99ZM122 175V174H121ZM159 175V174H158ZM182 175V174H181ZM201 175V174H200ZM214 175V174H213ZM221 175H223V174H221ZM225 175H228V174H225ZM5 176V175H4ZM9 176V175H8ZM44 176V175H43ZM51 176V175H50ZM70 176V175H69ZM74 176H76V175H74ZM73 176V177H74ZM91 176V175H90ZM124 176V175H123ZM202 176V175H201ZM206 176V175H205ZM218 176H219V173H218ZM49 177V176H48ZM56 177V176H55ZM65 177V176H64ZM87 177V176H86ZM99 177V176H98ZM188 177V176H187ZM196 177V176H195ZM198 177V176H197ZM220 177V176H219ZM5 178H7V177H5ZM31 178H32V176H31ZM30 178V179H31ZM44 178V177H43ZM53 178V177H52ZM60 178V177H59ZM75 178V177H74ZM85 178V177H84ZM192 178H194V177H192ZM203 178V177H202ZM208 178H211V177H208ZM215 178V177H214ZM224 178V177H223ZM226 178H227V176H226ZM236 177H234V179H235ZM0 179H1V177H0ZM3 179V178H2ZM25 179H27V177L25 178ZM50 179V178H49ZM61 179V178H60ZM94 179V178H93ZM187 179V178H186ZM197 179V178H196ZM206 179V178H205ZM217 179H218V177H217ZM233 179V178H232ZM54 180V179H53ZM75 180V179H74ZM84 180V179H83ZM92 180V179H91ZM91 180H90V183H92L91 182ZM143 180V179H142ZM169 180V179H168ZM201 180V179H200ZM214 180V179H213ZM221 180V179H220ZM236 180V179H235ZM238 180V179H237ZM7 181V180H6ZM40 181V180H39ZM44 181V180H43ZM57 181H61V180H57ZM64 180H62V182H63ZM166 181V180H165ZM215 181H217V180H215ZM224 180H222V182H223ZM246 181V180H245ZM26 182V181H25ZM73 182V181H72ZM79 182V181H78ZM89 182V181H88ZM107 182V181H106ZM147 182V181H146ZM218 182V181H217ZM235 182V181H234ZM55 183V182H54ZM131 183V182H130ZM1 184H3V183H1ZM4 184H5V182H4ZM39 184V183H38ZM73 184H74V182H73ZM73 184H67V185H69L70 186V190H72V193L74 192V193H76L75 191L77 190V191H79V189L81 190L82 188H84V185L83 184H75V186L73 185ZM132 184H134V183H132ZM158 184V183H157ZM206 183H204V185H205ZM222 184H224V183H222ZM222 184H220V185H222ZM231 184H233V183H231ZM240 184V183H239ZM248 184V183H247ZM51 185V184H50ZM63 185H64V183H63ZM62 185V186H63ZM87 186H88V184H86ZM105 185V184H104ZM107 185V186H108ZM137 185V186H136ZM214 185H216V184H214ZM219 185V184H218ZM217 185V186H218ZM230 185V184H229ZM2 187H0V192H2L1 190H4V186L3 185H1ZM92 186V185H91ZM96 186V185H95ZM95 186H94V188H95ZM119 186H121L122 187V189L120 190V188H119ZM166 186V187H165ZM186 186V185H185ZM226 186V185H225ZM240 186V185H239ZM12 187V186H11ZM34 187V186H33ZM39 187V186H38ZM44 187V186H43ZM53 187V186H52ZM51 187V188H52ZM59 187V185L57 186L56 185V189ZM66 187V186H65ZM64 187V188H65ZM86 187V186H85ZM100 187V186H99ZM105 187H106V185H105ZM233 188H234V190L236 189L234 186H232ZM237 187V186H236ZM10 188V187H9ZM14 188V187H13ZM13 188H10V190H12ZM20 188V187H19ZM18 188V189H19ZM50 188V189H51ZM60 188V187H59ZM112 188V189H111ZM116 188V189H115ZM166 188V189H165ZM201 188V187H200ZM225 188V187H224ZM233 188H232V190H233ZM238 188V187H237ZM252 188V187H251ZM6 189V188H5ZM16 189V188H15ZM55 189V187L52 189V190H50L49 191V188H47V191H49V192H47V191H45V192H47V194L48 195H50V196H52V201H53V192L55 191L54 190ZM66 189V188H65ZM106 189V188H105ZM119 189V190H118ZM151 189V190H150ZM181 189V188H180ZM207 189H208V187H207ZM206 189V190H207ZM212 189V188H211ZM231 188H229V190H230ZM239 189H241V187L239 188ZM245 189H246V187H245ZM244 189V190H245ZM125 190V191H124ZM219 190V189H218ZM234 190H233V192H234ZM247 190V189H246ZM255 190V189H254ZM5 191V190H4ZM7 191H9V189L7 190ZM6 191V192H7ZM13 191V190H12ZM11 191V193H14V192H12ZM17 191V190H16ZM40 191H42L41 190V188H40ZM130 191V192H129ZM149 193H148V192ZM200 191V190H199ZM223 191V190H222ZM226 191V190H225ZM231 191V190H230ZM242 191H243V189H242ZM256 191V190H255ZM105 192H107L108 193V190L106 191L105 190ZM104 192V193H105ZM167 192V191H166ZM220 192V191H219ZM245 192V191H244ZM8 193V192H7ZM16 193V192H15ZM17 193H18V191H17ZM55 193V192H54ZM57 193V192H56ZM79 193V192H78ZM115 193V194H114ZM148 193V194H147ZM196 193H198V192H196ZM226 193V192H225ZM236 193H238V192H236ZM236 193H234V194H236ZM240 193H241V191H240ZM243 193V192H242ZM256 193V192H255ZM262 193V192H261ZM6 194V193H5ZM37 194V193H36ZM45 195L44 196V199H45V197H48V195ZM58 194H60V193H57V195ZM77 194V193H76ZM80 194V193H79ZM103 194V193H102ZM109 194V193H108ZM211 194H212V191H211ZM231 194H232V191H231ZM233 194V195H234ZM259 194V193H258ZM38 195H39V193H38ZM41 195V194H40ZM42 195H44V194H42ZM107 195V194H106ZM109 195H111V194H109ZM126 195V194H125ZM224 195V194H223ZM228 193H227V195H225V197L227 196L228 197ZM237 195V194H236ZM238 195H239V193H238ZM238 195L236 196V197H238ZM240 195H242V194H240ZM261 194H259V196H260ZM263 195V194H262ZM8 196H10V193H9V195ZM31 196V195H30ZM34 196V195H33ZM49 196V197H50ZM56 196V195H55ZM76 196V195H75ZM157 196H160V197H157ZM232 196V195H231ZM256 196H258L257 194H256ZM0 197H2L1 195H0ZM58 197V196H57ZM107 197H108V195H107ZM114 197V196H113ZM128 197V196H127ZM232 197H234V196H232ZM255 197V196H254ZM4 198V197H3ZM10 198H11V196H10ZM19 198H20V196H19ZM18 198V199H19ZM22 198H23V196H22ZM109 198H112V197H109ZM116 198H115V201H116ZM125 198V196L123 197V199ZM131 198V199H130ZM146 198V199H145ZM208 198V197H207ZM214 198V197H213ZM241 198H242V196H241ZM244 198V197H243ZM256 198V197H255ZM254 198V199H255ZM258 198H260V197H258ZM262 198V197H261ZM11 199H13V198H11ZM11 199H10V201H11ZM17 199V198H16ZM28 199V198H27ZM36 199H37V197H36ZM41 199H43V198H41ZM119 199V200H120ZM158 199V200H159ZM197 199V198H196ZM201 199V198H200ZM206 199V198H205ZM211 199V198H210ZM223 199H224V197H223ZM230 199H232L230 196L228 197V199H224V200H226V202L227 201H229ZM46 200V199H45ZM118 200V199H117ZM124 200H126V204H127V202H130V201H127V199H124ZM123 200V201H124ZM152 200V199H151ZM242 200V199H241ZM247 200V199H246ZM246 200H244V201H242V203L243 202H245ZM251 200V201H250ZM250 200L248 201L249 203L250 202H252V199L250 198ZM255 200H258L257 198L255 199ZM17 201V200H16ZM16 201L15 202H13V203H16ZM36 201V200H35ZM132 201V200H131ZM134 201V200H133ZM134 201V206H135V202ZM202 201H204V200H202ZM232 201H234L233 199L232 200H230L229 201V203L231 202L232 203ZM0 202H1V200H0ZM5 201L2 199V202L1 203H4ZM54 202V201H53ZM77 202V201H76ZM74 202V203H70V204H68V205H66L65 203H63L62 205H55V206H48L47 208H45V207H35L34 205L32 206V205H29V204H24L23 205V202L20 204V202L19 203H17V204H14V206L12 205V207H10L9 206V208L6 206H4L3 207V205L0 203V206H2V208H1V210H0V226H2L1 228H0V232L1 231H3V230H1L2 228L3 229H7V231L9 230V229H12L11 231L13 232H11V233H9V231L6 233V231H5V233H3V232H1V234H0V264H22L21 263V261L23 262V260H19V259H27V258H30V259H40L41 261H45V263H41V264H76L75 263V260L73 259L74 257H72V252H73V250H72V248H73V246H71L70 245V241H68V243H65L66 241L64 240V237H63V234H62V232L63 231H66V228H67V231H69V234H73L72 235V238L73 237H75V235L76 234H78V233H80L81 232V234L82 233H84V231H83V229L85 228V230H86V227L84 226V224L82 223V221H86V223H87V221L88 220H90V218L91 217H89V216H92V218H91V222L90 223H95V224H91V225H93V227L95 226V225H97V224H99V225H97L96 227L98 228V229H103L102 231H98L100 234H101V232L103 233V234H105L103 231H104V229H106V223H105V225H104V222H103V224H100L102 221H104L105 220V217L107 216H109L108 218L110 219V218H112V214L113 213H115V212H113V211H111V209L109 210V209H107V207H106V213L104 212L105 210H104V208H102V206H101V209H103L104 211H101L100 210V212L98 211V213L99 214H95V213H93V210L91 209L90 210V208H89V210L92 212V213H87L86 212V209L85 208H87L86 206H84V205H82L83 203H81L80 204V202ZM142 202V203H143ZM156 202V201H155ZM235 202V201H234ZM237 202H239L238 200H237ZM241 202V201H240ZM247 202V201H246ZM245 202V203H246ZM253 202H256V201H253ZM262 202V201H261ZM10 203V202H9ZM51 203V202H50ZM62 203V202H61ZM60 203V204H61ZM79 203V204H78ZM230 203V204H231ZM248 203V204H249ZM257 204H258V202H256ZM260 203V202H259ZM11 204H12V202H11ZM36 204V203H35ZM49 204V203H48ZM146 204H147V202H146ZM151 203H149V205H150ZM153 204V203H152ZM251 204H253V203H251ZM250 204V205H251ZM262 204V203H261ZM4 205H5V203H4ZM10 205V204H9ZM129 205H130V203H129ZM138 205V206H137ZM135 207V209H136V211H137V208H139V209H141V206L142 207H146V206H143V205H139V204H137ZM144 205H145V202H144ZM154 205V204H153ZM256 205V204H255ZM254 205V206H255ZM97 206V205H96ZM245 206V205H244ZM89 207V206H88ZM98 207V206H97ZM100 207V206H99ZM119 207V206H118ZM130 207H133V205L131 204V206H129V208ZM157 207V206H156ZM156 207H154V208H156ZM262 207H263V205H262ZM134 208V207H133ZM132 208V209H133ZM147 208V207H146ZM146 208H142L141 210L142 211H146ZM148 208H150V206L148 207ZM153 208V209H154ZM255 208V207H254ZM257 208H260V213H261V215L262 214H264V212L262 213V211L261 210H263V209H261V206H259V207H257ZM138 209V210H139ZM159 209V208H158ZM157 209V210H158ZM246 209H247V207H246ZM249 210H250V208H248ZM248 209H247V211H248ZM253 209V208H252ZM72 210V211H71ZM114 210V209H113ZM116 210H118V209H116ZM257 210V209H256ZM119 211V210H118ZM118 211H116V217H117V212ZM134 212H135V210H133ZM255 211V210H254ZM253 211V212H254ZM264 211V210H263ZM66 212H69V213H72L71 215H69V213H67V214H65ZM121 212V211H120ZM141 212V211H140ZM144 212H142V213H144ZM147 214L149 213V212H152L151 210H149L148 211V209H147ZM145 212V213H146ZM251 212V211H250ZM257 212V213H256ZM255 212V214H259L258 216H260V213H258V211H256ZM112 213V214H111ZM119 213V212H118ZM137 213H139L138 211H137ZM65 214V215H64ZM150 214V213H149ZM152 214V213H151ZM150 214V216H152ZM157 214H158V212H157ZM168 214V213H167ZM178 214V213H177ZM68 217H67V216ZM73 215H75L76 217H77V220L78 221H73L69 216H73ZM97 216V219L99 218H101V220H95L94 219V216ZM112 215V216H111ZM120 215V214H119ZM118 215V216H119ZM129 215V214H128ZM132 215H134V213L132 214ZM155 215H156V210H155ZM155 215H153V216H155ZM159 215H160V213H159ZM176 215V214H175ZM51 216V217H50ZM52 216H54V218H52ZM56 216L58 217V218H56ZM65 216H66V218H65ZM99 216V217H98ZM126 216V215H125ZM130 216V215H129ZM157 216V218H158V215H156ZM74 217V216H73ZM87 217H89V219L87 220ZM104 217V218H103ZM121 217V216H120ZM123 218H125L124 216H122ZM127 217V216H126ZM140 217H142L141 215H140ZM163 217V216H162ZM178 217V216H177ZM261 217L262 216H260V219H261ZM84 218H86L85 220H84ZM113 218H115V217H113ZM122 218V219H123ZM134 218V217H133ZM156 218V217H155ZM264 218V217H263ZM81 219H83V220H81ZM116 219V218H115ZM131 219V218H130ZM130 219L128 220V217H127V219H123V220H128V221H130ZM139 219V218H138ZM172 219V218H171ZM171 219H169V220H171ZM257 219V218H256ZM92 220H95L94 222L92 221ZM111 220H113V219H111ZM110 220V221H111ZM116 220H119V218L118 219H116ZM134 220V219H133ZM163 220V219H162ZM166 220V219H165ZM258 220V219H257ZM257 220H255V221H257ZM97 221V222H96ZM98 221H101L100 223L98 222ZM107 221V220H106ZM120 221V220H119ZM134 221H136V220H134ZM133 221V222H134ZM153 221V220H152ZM155 221V220H154ZM159 221V220H158ZM161 221V220H160ZM259 221V220H258ZM262 221H264V220H262ZM262 221H259V222H262ZM113 222H115V220H113L112 221V223L110 222V226L112 227V225L111 224H113ZM137 222V221H136ZM258 222V223H259ZM89 223V222H88ZM97 223V224H96ZM130 223H132V220H131V222ZM159 223V222H158ZM170 223V222H169ZM108 224V223H107ZM115 224V223H114ZM113 224V226H114V228H116L117 229V231H116V233L115 234H117V232H118V228H120V227H118L117 228V226H115ZM163 224H164V222H163ZM260 224V223H259ZM88 225V224H87ZM86 225V226H87ZM90 225V224H89ZM116 225H118V224H116ZM120 226L122 225V223L121 224H119ZM178 225V224H177ZM164 226V225H163ZM263 226V225H262ZM10 227V228H9ZM105 227V228H104ZM136 227H134V229H135ZM138 228H139V226H138ZM15 229H16V231H15ZM111 229V228H110ZM109 224H108V227H107V229H106V233L107 234H110L111 236H114L113 234H114V229H113V234H111L110 232H109ZM122 229H125V227L123 228V225H122V228L120 229V230H122ZM131 229V228H130ZM129 229V230H130ZM140 229V228H139ZM261 229V228H260ZM61 230V231H60ZM80 230V231H79ZM87 230H88V232H89V228H87ZM107 230H108V232H107ZM128 230V231H129ZM133 230V228L130 230V231H132ZM90 231H91V229H90ZM95 231V230H94ZM123 231V230H122ZM128 231H124V232H128ZM130 231L128 232V234L130 233ZM135 231H136V229H135ZM158 231V230H157ZM86 232V231H85ZM87 232V233H88ZM92 232V231H91ZM86 233V234H87ZM97 233V232H96ZM95 233V234H96ZM122 233V232H121ZM68 234V235H69ZM131 234V233H130ZM135 234V233H134ZM83 235V234H82ZM110 235H108V236H110ZM120 235V234H119ZM157 235V234H156ZM155 235V236H156ZM78 236V235H77ZM101 236V235H100ZM107 236V235H106ZM105 236V237H106ZM116 236V235H115ZM114 236V237H115ZM118 236V235H117ZM84 237V236H83ZM103 237V236H102ZM128 237V236H127ZM132 237V236H131ZM100 238V237H99ZM125 238V237H124ZM71 239V238H70ZM83 239H85V237L83 238ZM65 242H64V241ZM69 240V239H68ZM86 240V239H85ZM133 240V239H132ZM131 241V240H130ZM105 242H107V241H105ZM136 242V241H135ZM64 243L65 244H67V245H64ZM74 243V242H73ZM86 243V242H85ZM58 245L59 246V249L60 250H56L57 249V247L55 246V245ZM84 244V243H83ZM105 244V243H104ZM81 245H82V243H81ZM88 245H90V244H88ZM80 246V245H79ZM86 246H87V244H86ZM56 247V248H55ZM75 247V246H74ZM82 247V246H81ZM88 247V246H87ZM86 247V248H87ZM101 247V246H100ZM91 248V247H90ZM94 248V247H93ZM102 248V247H101ZM73 249H75V248H73ZM83 249V248H82ZM92 250V249H91ZM98 251V250H97ZM96 251V252H97ZM102 251V250H101ZM143 251V250H142ZM87 253V252H86ZM93 253V252H92ZM98 253V252H97ZM75 255V254H74ZM90 255V254H89ZM95 255H96V253H95ZM77 256H79L78 254H77ZM86 256V255H85ZM84 259H85V257H84ZM15 260V261H14ZM78 261H79V259H77ZM18 261H20L19 263H17ZM81 261V260H80ZM25 262V261H24ZM37 262H39V261H37ZM47 262V263H46ZM49 262V263H48ZM23 264H26V263H23ZM30 264H35V263H30ZM37 264V263H36ZM78 264H80L79 262H78ZM83 264H86V263H84L83 262Z\"/></svg>",
	"mask_w": 264,
	"mask_h": 264
}]
</instances>
